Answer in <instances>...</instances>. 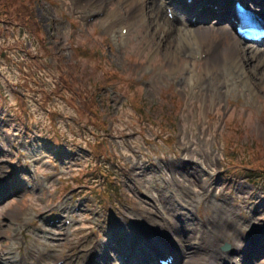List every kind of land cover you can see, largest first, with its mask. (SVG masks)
<instances>
[{
  "label": "rangeland",
  "instance_id": "374dc122",
  "mask_svg": "<svg viewBox=\"0 0 264 264\" xmlns=\"http://www.w3.org/2000/svg\"><path fill=\"white\" fill-rule=\"evenodd\" d=\"M12 1L24 17L32 10L40 35L36 26L0 23L5 31L0 34V109L5 108L0 110V166L10 178L19 171L24 179L18 193L0 198V246L12 245L16 234L22 236L16 245L27 252L32 238L43 237L32 231L41 227L42 217L63 218L49 226L54 241H48L64 258L108 240V229L147 224L153 232L157 209L146 218L140 208L154 204L151 193L165 198L162 186L175 177L191 181L196 193L215 203L227 199L240 206L225 217L217 208L215 220L245 225L248 237L263 233L264 209L255 212L264 205L262 80L251 79L246 69L214 73L206 43L178 49L179 41L175 45L139 16L141 6L134 0H101L92 10L89 2L96 5V0ZM204 35L207 41L216 36ZM63 77L69 85L59 84ZM71 78L79 82L77 95ZM98 88L100 102L90 112ZM192 160L215 163L206 170L220 183L215 190L204 187L201 173L173 170L174 163ZM240 186L255 191V205H249V194L237 198ZM188 187L181 189L189 192ZM197 211L203 223L213 213L208 201ZM67 212L75 220L70 225H64ZM55 259L51 255L47 262Z\"/></svg>",
  "mask_w": 264,
  "mask_h": 264
},
{
  "label": "bare ground",
  "instance_id": "6f19581e",
  "mask_svg": "<svg viewBox=\"0 0 264 264\" xmlns=\"http://www.w3.org/2000/svg\"><path fill=\"white\" fill-rule=\"evenodd\" d=\"M100 1L96 0V5L89 2L90 8L87 9L92 10L100 7ZM120 1L123 3L130 0ZM231 1L193 0L190 3L189 0H134L132 2L133 4H140L141 12L139 16L147 18L149 26L152 25L160 32H164L165 37L170 38L175 45L179 41L178 49L184 47L189 49L191 43H206L207 48L204 50L208 51L205 53L214 60L213 62L217 66L214 73L222 72L224 67L225 69H232L233 73L246 69L251 79H260L264 82V67H260L261 63L264 64V48L253 50L233 35L234 31L229 26L235 15ZM243 3L249 8L264 13L263 9H260L264 8V0H243ZM165 4L174 7L175 16L172 20L163 13ZM194 18L197 20L194 21ZM205 33L216 36L212 37L213 40L207 41ZM228 37L232 40H227ZM202 48L200 52H204ZM253 61L259 62V64L253 65ZM242 75L246 74L243 73ZM228 76L229 74L224 75L223 82L226 81ZM223 86L225 85L221 84V87ZM218 94L220 95V93ZM162 108L163 105L159 106L160 111ZM174 167L182 170L191 169L196 173H201V177L203 174L208 176L202 177V181L206 183L204 185L206 189L211 187L216 189V184H220L211 181L209 174L202 173L204 170L214 169V162L183 161L175 163ZM145 181L150 182V180ZM6 184L9 187L4 188L3 186ZM17 184H20L19 181L7 176L3 168L0 167V198L8 195L10 191L11 193H18V189L13 190L17 187ZM171 187L174 188L169 191L168 195L166 194V199L157 200L154 198V204L146 203L140 208L143 213L148 214L146 218L151 217L149 214L153 215V207L157 209V213L152 216L153 227H155L153 232L140 228H134V232L124 230L123 233L117 229H108L106 234L110 237V240L107 243L102 241L105 244L104 248H101V245L96 246V248L92 246L82 254L77 255V257L68 256L67 258L62 256L63 251L57 248L58 245L48 241L47 236L49 235L47 234L41 238L38 235L32 238L29 241L30 246L27 248V252L21 251V245H16L19 243V239H22V236L18 238L14 235L12 245L3 243L0 246V264H78L79 261L82 264H113L115 260L111 256V251L114 250L136 264H157L158 255H162V253L173 255L175 258L174 264H264L262 260L257 262L259 257H264V237L258 238L259 235L254 234V239L250 243V240H247L248 235L245 234L247 233L245 225L236 224L228 219L217 218L215 220L213 216L217 208L221 211L223 217L235 214L232 207L234 210H241L238 204L232 206V203L230 204L227 199H223L221 203L210 200L213 207V213L209 217L211 219L207 218L206 223H202L203 221L196 214L197 207L201 199H209L208 195L201 196L202 194L196 193L193 188L186 192L177 186ZM163 189H166V186ZM242 189L243 187L240 186L238 190L242 193L237 198L244 200L247 198L246 194H249L252 200L249 205H255L252 204L255 201V191L247 192ZM147 191L150 192L148 188ZM151 195L153 196L152 193ZM222 207L226 208V211ZM72 208L73 206L69 205L68 210ZM262 209H264V205L257 206L255 212ZM251 210L254 212L253 208ZM97 213L100 214L101 212L98 211ZM240 215H243V211L240 212ZM73 221L75 220L73 219ZM5 227L6 231L12 230L11 225L6 224ZM249 227L252 231V227ZM41 228L44 229V232L51 234L45 221ZM16 230L18 229L15 228L14 232ZM255 231H258V229H255ZM262 232L264 233V228ZM224 243L230 244L229 248L222 249L221 246ZM255 244H258L260 249L259 253L254 255L255 248L253 250H249V248L250 245ZM92 251H95V254H92ZM51 255L56 259L52 263H48L47 259Z\"/></svg>",
  "mask_w": 264,
  "mask_h": 264
}]
</instances>
